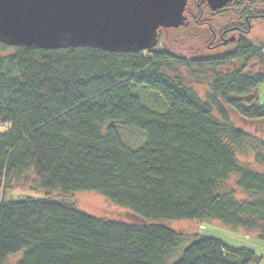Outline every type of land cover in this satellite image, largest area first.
<instances>
[{
    "label": "trees",
    "instance_id": "trees-1",
    "mask_svg": "<svg viewBox=\"0 0 264 264\" xmlns=\"http://www.w3.org/2000/svg\"><path fill=\"white\" fill-rule=\"evenodd\" d=\"M192 3V23L209 33L208 49L227 47L237 31L233 51L194 63L166 49L0 45V264L264 263L253 251L199 234L186 245L162 224L214 223L264 244V144L235 128L228 111L247 125L264 122V45L246 40L253 21L264 24V12L247 6L238 28L216 31L200 20L203 0ZM237 60L240 69L207 79L204 99L176 75ZM247 63L257 69L245 72ZM146 94L159 101H142ZM119 129L144 133L143 144L131 149ZM246 149L258 169L240 163ZM24 186L42 196L94 193L140 223L13 198Z\"/></svg>",
    "mask_w": 264,
    "mask_h": 264
},
{
    "label": "water",
    "instance_id": "water-1",
    "mask_svg": "<svg viewBox=\"0 0 264 264\" xmlns=\"http://www.w3.org/2000/svg\"><path fill=\"white\" fill-rule=\"evenodd\" d=\"M191 0H0V45L44 51L154 49L160 30L187 25ZM235 0H203L218 12ZM233 41V38L230 39Z\"/></svg>",
    "mask_w": 264,
    "mask_h": 264
},
{
    "label": "rangeland",
    "instance_id": "rangeland-1",
    "mask_svg": "<svg viewBox=\"0 0 264 264\" xmlns=\"http://www.w3.org/2000/svg\"><path fill=\"white\" fill-rule=\"evenodd\" d=\"M254 2H256L254 4ZM202 6L203 14L201 22H210L213 28L218 31L226 27L233 26L238 28L241 24L239 15L242 14L243 10L249 6L250 12H264V0H235V2L229 4L218 12L210 11L206 4ZM187 25L180 27L175 30H160L158 35V43L155 50L166 49L173 57L178 60L185 62L191 61L194 63L200 62L202 59H212L223 56L233 51L237 46V40L239 39L237 31L231 32L227 35V39L233 38V41L227 44V47H215L208 49L207 45L210 44V36L204 27L197 26L192 23V20L196 17V8L189 1L186 12L184 14ZM246 40L253 45L263 44L264 45V24L261 21H253L250 35L246 37ZM212 47V46H211ZM262 57L264 58V49L262 50ZM242 63L235 61L228 66L221 68H208L204 72H200L197 69H178L176 75L179 76L183 83L192 89L201 99H204L206 91V81L211 75L216 73L227 74L241 68ZM255 65L247 63L245 72L252 73ZM257 69V68H255ZM175 76V74H172ZM144 100L149 99L147 102L159 101L157 98L150 94L143 95ZM159 103V102H158ZM160 105V103H159ZM160 112L164 111V108H158ZM229 111V116L232 124L235 128L244 129L250 134H256L259 140H262L264 144V122L259 123L256 126H251L243 123L238 116L232 111ZM120 139L123 140L124 144L131 149L140 147L145 139V134L140 131H126L119 129L118 131ZM142 144L140 145V143ZM140 145V146H138ZM254 147V145H253ZM248 154L245 156H239L240 163L248 164L251 168H256L253 162V155L245 150ZM232 181L229 183V186ZM24 191L15 190L12 193V197H30L33 199H45L51 202H57L64 205H69L77 208L78 210L90 215L92 217L101 218L109 221H118L124 223H140L126 210L113 206L104 198L97 196L94 193H75L69 196H62L58 193H52L48 196H42L39 193L27 191L30 186H24ZM242 196L238 195V198ZM164 226L181 233L185 236V244H189L193 240L195 234H199L202 237H207L219 241L226 247L235 249H248L255 252L256 255L264 257V244L253 239L254 235L245 236L244 232L237 233L226 228L219 227L218 225L211 224H198L195 222H163ZM183 244V246L185 245ZM13 256V258H17ZM264 264V263H263Z\"/></svg>",
    "mask_w": 264,
    "mask_h": 264
}]
</instances>
